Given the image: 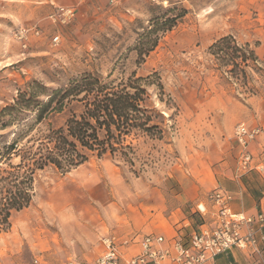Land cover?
I'll use <instances>...</instances> for the list:
<instances>
[{
	"label": "rangeland",
	"instance_id": "374dc122",
	"mask_svg": "<svg viewBox=\"0 0 264 264\" xmlns=\"http://www.w3.org/2000/svg\"><path fill=\"white\" fill-rule=\"evenodd\" d=\"M60 2L0 0V109L32 80L57 88L85 72L114 83L132 73L157 72L163 91L148 85V103L163 116V137L140 139L132 168L109 154L87 151V160L69 172L37 171L30 204L13 211L9 228L0 233V264H65L69 257L99 250L93 205L105 199L115 175L170 181L184 155L224 137L227 123L221 115L227 103L264 99V57L250 61L242 79L228 71L231 64L220 67L207 52L225 35L247 49L264 41V0H134L128 11L91 13L73 6L74 15L63 21L50 17ZM166 10L178 15L174 25L138 60V34L148 28L150 17ZM19 27L39 33L19 40L14 35ZM80 109L79 102L65 101L41 123L60 126Z\"/></svg>",
	"mask_w": 264,
	"mask_h": 264
},
{
	"label": "trees",
	"instance_id": "16d2710c",
	"mask_svg": "<svg viewBox=\"0 0 264 264\" xmlns=\"http://www.w3.org/2000/svg\"><path fill=\"white\" fill-rule=\"evenodd\" d=\"M167 11L150 17L148 28L138 34L134 45L138 60L157 45L160 33L174 25L178 15ZM245 46L225 35L213 41L207 52L220 67L231 64L228 71L244 79L245 67L259 60ZM151 84L163 91L157 72L145 77L132 73L118 83L85 72L57 88L32 80L18 89L13 102L0 109V131H4L0 133V233L9 228L13 211L30 204L39 170L54 167L69 172L87 160V151L99 157L109 154L134 167L138 141L163 137V116L148 103ZM65 101L79 102L80 112L71 113L60 126L43 125L50 112L63 109Z\"/></svg>",
	"mask_w": 264,
	"mask_h": 264
},
{
	"label": "crops",
	"instance_id": "0c3cea01",
	"mask_svg": "<svg viewBox=\"0 0 264 264\" xmlns=\"http://www.w3.org/2000/svg\"><path fill=\"white\" fill-rule=\"evenodd\" d=\"M55 1H62L57 5L75 6L91 13L115 7L128 11L134 0ZM252 49L258 59L264 57V41ZM221 116L227 123L224 137H213L204 151L184 155L170 175V181L113 177L105 199L93 205L95 219L92 223L97 227L99 244L101 237L112 233L139 231L164 236L163 245L167 246L171 237L183 239L198 232L204 226L212 225L214 218L212 214L196 212V204L201 202L212 211L207 194L217 187L231 193L230 206L235 212L255 216L264 209V99L252 96L246 103H227ZM242 120H246L250 127H260L259 134L248 143L254 158L251 168L245 171L237 169L239 147L234 138V127ZM257 239L258 251L232 247L203 264H264V242ZM136 250V247L125 249L128 254ZM99 251L96 249L81 257L72 256L67 261L91 260ZM164 264L177 263L165 260Z\"/></svg>",
	"mask_w": 264,
	"mask_h": 264
},
{
	"label": "built area",
	"instance_id": "2783aa9c",
	"mask_svg": "<svg viewBox=\"0 0 264 264\" xmlns=\"http://www.w3.org/2000/svg\"><path fill=\"white\" fill-rule=\"evenodd\" d=\"M74 12L73 6L55 5L50 17L63 21L72 17ZM38 33L34 27H19L14 35L20 40L28 34ZM53 40L56 41L57 37ZM259 132L258 126L250 127L244 122L235 125L234 138L239 147L238 170L251 168L254 156L248 149V143ZM207 200L212 211L198 202L196 212L202 215L212 214L213 224L206 225L183 239L171 237L168 245L164 246L165 238L162 235L139 231L112 233L101 237V248L95 258L85 261L69 259L66 264H164L165 260L177 264H203L232 247L258 251L257 237L264 242V209L255 216L235 212L230 206L231 193L218 187L208 192ZM131 247H136L137 250L131 254L126 253L125 249Z\"/></svg>",
	"mask_w": 264,
	"mask_h": 264
}]
</instances>
